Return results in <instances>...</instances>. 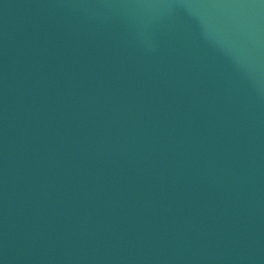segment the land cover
<instances>
[{
	"label": "water",
	"instance_id": "obj_1",
	"mask_svg": "<svg viewBox=\"0 0 264 264\" xmlns=\"http://www.w3.org/2000/svg\"><path fill=\"white\" fill-rule=\"evenodd\" d=\"M0 264H264V0H0Z\"/></svg>",
	"mask_w": 264,
	"mask_h": 264
}]
</instances>
